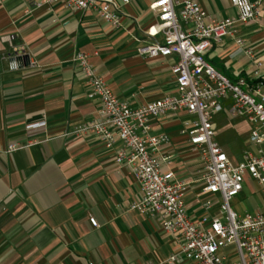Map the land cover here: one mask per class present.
I'll return each mask as SVG.
<instances>
[{"label":"crops","instance_id":"0c3cea01","mask_svg":"<svg viewBox=\"0 0 264 264\" xmlns=\"http://www.w3.org/2000/svg\"><path fill=\"white\" fill-rule=\"evenodd\" d=\"M35 1L0 0V264H167L177 239L162 230L161 215L131 209L142 191L129 168L117 163L123 142L107 148L93 135L65 136L98 118L101 107L73 61L78 51L91 55L114 93L133 107L177 94L175 57L138 52L163 41L153 0H114L125 13L117 27L93 9ZM197 1L216 20L238 16L230 0ZM250 1L255 16L236 24L244 50L227 36L206 57L231 79L257 82L264 81V0ZM189 119L195 116L184 110L153 118L151 133L169 135L164 170L190 183L186 207L199 218L216 214L222 198L203 189L204 164L181 132ZM12 143L19 147L9 152Z\"/></svg>","mask_w":264,"mask_h":264},{"label":"built area","instance_id":"2783aa9c","mask_svg":"<svg viewBox=\"0 0 264 264\" xmlns=\"http://www.w3.org/2000/svg\"><path fill=\"white\" fill-rule=\"evenodd\" d=\"M59 1L69 10L93 9L116 27L125 15L114 0H36L34 4L42 6ZM230 1L238 16L221 20L212 18L197 0L151 3L150 9L157 15L155 28L163 41L139 46L138 52L149 58L175 57L172 73L177 94L133 107L114 93L108 80L98 73L89 53L78 51L73 58L87 80L90 96L99 97L101 107L98 118L71 127L65 136L93 135L107 148L123 142L117 151V163L129 168L142 191L131 209L161 215L162 230L177 239L178 251L165 260L167 264L184 259L195 264H264V213L239 214L231 206V199L244 188L246 173L264 189V81L252 82L246 77L231 79L206 57L213 44L227 36L235 37L239 50H244V40L237 36L236 24L252 19L256 8L250 0ZM182 110L195 116L184 121L181 132L189 137L204 164L203 189L222 198L214 215L207 213L196 218L188 212L186 193L190 183L177 179L172 170H164L171 155L163 153L162 147L170 142V137L166 133H151L153 118ZM224 111L258 124L249 137L254 150H246L236 164L217 139L215 116ZM42 125L45 121L28 127ZM18 147L12 143L8 151ZM212 205L211 200L204 203L207 209ZM90 221L94 226L99 225L95 217Z\"/></svg>","mask_w":264,"mask_h":264},{"label":"rangeland","instance_id":"374dc122","mask_svg":"<svg viewBox=\"0 0 264 264\" xmlns=\"http://www.w3.org/2000/svg\"><path fill=\"white\" fill-rule=\"evenodd\" d=\"M215 121L222 143L233 156L232 161L235 164L240 161L246 150H254L255 146H252L249 137L252 129L258 124L248 119L235 118L229 113L215 116ZM243 185V190L231 199L233 209L239 214L264 213V189L249 173L245 174Z\"/></svg>","mask_w":264,"mask_h":264}]
</instances>
